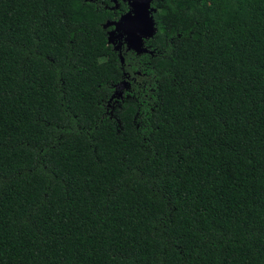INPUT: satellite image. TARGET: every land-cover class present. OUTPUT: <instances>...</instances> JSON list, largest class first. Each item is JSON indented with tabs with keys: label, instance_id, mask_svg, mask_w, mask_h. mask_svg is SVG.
<instances>
[{
	"label": "trees",
	"instance_id": "16d2710c",
	"mask_svg": "<svg viewBox=\"0 0 264 264\" xmlns=\"http://www.w3.org/2000/svg\"><path fill=\"white\" fill-rule=\"evenodd\" d=\"M126 6L0 0V264H264V0Z\"/></svg>",
	"mask_w": 264,
	"mask_h": 264
},
{
	"label": "water",
	"instance_id": "95a60500",
	"mask_svg": "<svg viewBox=\"0 0 264 264\" xmlns=\"http://www.w3.org/2000/svg\"><path fill=\"white\" fill-rule=\"evenodd\" d=\"M117 1V0H115ZM153 0H129L131 8L117 21H111L108 24L113 25L114 29L110 32L109 41L115 44V33L120 31V35H125L127 48L140 53L145 48V41L152 38L158 31L156 20L154 18ZM120 48V45H117ZM123 61V56L121 55ZM127 87V82L122 86L118 85L116 96H123V89Z\"/></svg>",
	"mask_w": 264,
	"mask_h": 264
},
{
	"label": "flooded vegetation",
	"instance_id": "af4514ba",
	"mask_svg": "<svg viewBox=\"0 0 264 264\" xmlns=\"http://www.w3.org/2000/svg\"><path fill=\"white\" fill-rule=\"evenodd\" d=\"M119 1V0H118ZM120 1H123V2H125V4L127 5L126 6V11H125V13L124 14H126V13H128V8L130 9L131 8V6L129 5V0H120ZM117 2V1H116ZM118 4H119V2H118ZM119 19H120V17H119ZM119 19H117V20H119ZM117 20H115V21H117ZM120 32H121V30L120 31H117L116 33H115V40L117 41L118 40V38H123V37H125V35H120ZM126 44V48H127V43H125ZM122 48V47H121Z\"/></svg>",
	"mask_w": 264,
	"mask_h": 264
}]
</instances>
